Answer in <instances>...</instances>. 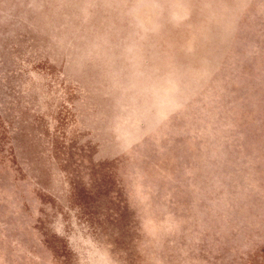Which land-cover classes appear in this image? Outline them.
Masks as SVG:
<instances>
[{"label":"rangeland","instance_id":"rangeland-1","mask_svg":"<svg viewBox=\"0 0 264 264\" xmlns=\"http://www.w3.org/2000/svg\"><path fill=\"white\" fill-rule=\"evenodd\" d=\"M252 3L0 0V182L50 264H264V228L253 222L233 243L227 215L209 220L219 196L204 210L189 172L197 153L225 160L231 135L247 133L264 180V51L225 66ZM225 67L235 79L218 77ZM208 92L225 100L209 121L195 102L213 106Z\"/></svg>","mask_w":264,"mask_h":264},{"label":"water","instance_id":"water-1","mask_svg":"<svg viewBox=\"0 0 264 264\" xmlns=\"http://www.w3.org/2000/svg\"><path fill=\"white\" fill-rule=\"evenodd\" d=\"M263 5L264 0H253L252 5L240 19L235 40L230 48V55L225 59L226 67L239 69L242 63L250 59L256 61L263 59L264 45L260 44L257 38L264 36V16L261 11ZM254 47H257L259 52L253 51ZM226 67L217 72L218 77L223 79L228 76L235 79V75H231ZM256 83L264 88L262 79L258 78ZM249 87L247 95L252 92L253 86ZM207 96L212 101L213 106L205 105L197 99L195 101L196 107L201 110L205 120L218 119L219 116L213 107L220 106V104L225 103V100L224 98L218 99L212 92H208ZM172 122L177 123L180 127L182 120L177 118L173 119ZM169 131H175L171 124ZM231 136L234 137V140L226 145L225 160L215 158L210 151L197 153V159L193 161L192 165L194 168H190L189 172L192 174L193 184L197 187L196 196L201 198L204 203V210L213 203L212 193H216L220 198V206L215 208V214L209 220L214 223H225L223 217L227 215L228 220L225 225L228 229L233 230L232 242L244 244L246 242L245 230L253 222H258L260 227L264 228V180L259 176V166L263 165V159L262 156L259 157V152L250 153L245 147V143L253 139L252 135L246 133L242 140H239L240 133L234 132ZM174 144L179 149L183 148L185 138L178 136ZM182 151H178L179 157L184 155ZM195 168L196 170H194ZM125 169L133 171V163H128ZM211 176L213 179L219 180L221 186H216L213 181H210ZM23 188L28 194L31 210L35 212L37 200L35 197H29L28 185H24ZM29 214L22 206L14 188L11 187L9 179L0 182V218H14L18 230L29 235L28 238L18 237L11 235L8 231L5 232L4 224L0 219L1 264H50L48 251L32 248L31 241H36L37 232L30 225ZM4 232L6 237L2 235ZM27 251H32L33 254L27 255Z\"/></svg>","mask_w":264,"mask_h":264}]
</instances>
